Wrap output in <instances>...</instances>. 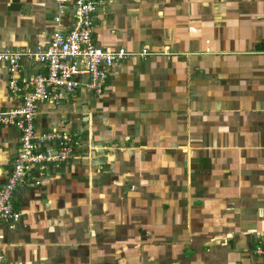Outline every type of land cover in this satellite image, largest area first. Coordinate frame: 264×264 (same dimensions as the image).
I'll return each mask as SVG.
<instances>
[{"label": "crops", "instance_id": "1", "mask_svg": "<svg viewBox=\"0 0 264 264\" xmlns=\"http://www.w3.org/2000/svg\"><path fill=\"white\" fill-rule=\"evenodd\" d=\"M55 0H0V49L50 39ZM102 94L42 103L74 156L13 193L2 264H264V0H102ZM168 53V55H165ZM41 66L23 60L17 77ZM0 63V109L17 106ZM19 131L0 127V187Z\"/></svg>", "mask_w": 264, "mask_h": 264}, {"label": "built area", "instance_id": "2", "mask_svg": "<svg viewBox=\"0 0 264 264\" xmlns=\"http://www.w3.org/2000/svg\"><path fill=\"white\" fill-rule=\"evenodd\" d=\"M101 2L55 0L53 30L47 43L0 49V63L8 66L9 92L19 101L17 106L0 109V127L12 125L19 131L17 155L0 187V223H10L19 215L13 203L17 188L40 185L53 168L70 160L80 145L77 136L61 128L38 132L35 117L40 105H64L78 91L98 96L117 62L128 56L158 54L147 48L133 52L122 47L99 46L93 31ZM23 60L39 64L42 70L19 79L17 72ZM253 252L264 256V245L259 243Z\"/></svg>", "mask_w": 264, "mask_h": 264}]
</instances>
